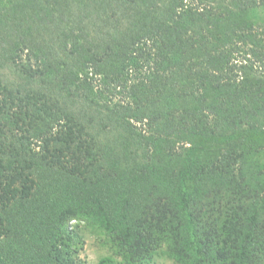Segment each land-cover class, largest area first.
<instances>
[{
  "label": "trees",
  "instance_id": "trees-1",
  "mask_svg": "<svg viewBox=\"0 0 264 264\" xmlns=\"http://www.w3.org/2000/svg\"><path fill=\"white\" fill-rule=\"evenodd\" d=\"M73 219L264 264V0H0V264H81Z\"/></svg>",
  "mask_w": 264,
  "mask_h": 264
},
{
  "label": "rangeland",
  "instance_id": "rangeland-1",
  "mask_svg": "<svg viewBox=\"0 0 264 264\" xmlns=\"http://www.w3.org/2000/svg\"><path fill=\"white\" fill-rule=\"evenodd\" d=\"M69 228L73 231H79L80 239L77 244L79 248V258L81 264H98L99 260L107 255L113 254L110 244H107L103 235L90 229L84 220L73 219ZM116 258V256L114 254ZM155 264H176L168 258H161Z\"/></svg>",
  "mask_w": 264,
  "mask_h": 264
}]
</instances>
